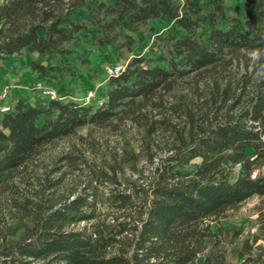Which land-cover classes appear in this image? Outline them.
<instances>
[{
	"label": "trees",
	"instance_id": "obj_1",
	"mask_svg": "<svg viewBox=\"0 0 264 264\" xmlns=\"http://www.w3.org/2000/svg\"><path fill=\"white\" fill-rule=\"evenodd\" d=\"M225 1L1 0L0 65L29 51L44 60L32 61L31 73L61 81L76 75L68 44L80 41L108 62H127L107 75L99 100L86 103L66 84H52L63 99L18 100L0 115V264H228V245L241 264H264V211L244 236L211 227L228 210L264 197V88L244 100L243 90L220 116L192 117L186 135L146 175L123 182L111 166V176L101 169L61 192V167L37 169L46 147L87 125L136 119L178 79L242 52L264 61V0H245L238 16ZM150 20L170 26L155 41L141 33ZM139 46L144 52L134 54ZM53 61L58 75L46 65ZM103 177L116 183L106 193L94 183Z\"/></svg>",
	"mask_w": 264,
	"mask_h": 264
},
{
	"label": "rangeland",
	"instance_id": "obj_2",
	"mask_svg": "<svg viewBox=\"0 0 264 264\" xmlns=\"http://www.w3.org/2000/svg\"><path fill=\"white\" fill-rule=\"evenodd\" d=\"M225 7L232 16H238L245 9L246 2L226 0ZM169 27L159 20H150L142 26L141 33L149 41H155ZM68 46L76 50L71 56L76 75H65L61 81L50 78L49 83L57 87L64 83L75 96H84L89 90L84 80L87 78L95 86L92 88L97 92L95 100H99V92H104L103 88L107 85V67L113 63L125 65L127 60L108 62L99 56L100 51L88 41ZM142 50V46H139L134 54L143 53ZM16 56L12 61H4L0 65V79L8 84L13 83L15 78L18 83H25L27 78L23 77L24 74L28 77L35 75L30 72L31 62H44L29 51L19 55V58ZM232 58L202 73L176 80L171 89H162L149 100L136 119L114 120L103 126L87 125L75 135L46 147L37 159L38 172L61 167L64 172L61 192H66L69 188L79 189L94 179L101 169L107 170L111 176V166L116 168L117 178L123 182L126 178L148 174L157 162L171 153V149L178 143L177 138L182 134L186 135L192 124V117L200 122L202 116H220L227 112L243 90L246 91L242 98L244 100L254 90L264 88V61L259 54L242 52ZM46 65L50 72L59 74L60 69L54 61ZM26 90L33 91L29 88ZM34 95L37 97L36 93ZM21 97L27 100L25 96ZM11 98L14 104L18 101L13 93ZM34 102L46 104L41 97ZM64 156H67L66 159H63ZM51 176H60V171L51 173ZM94 183L103 193L116 184L108 177H103L102 180L99 178ZM104 210L102 209L103 212ZM263 211L264 197L253 196L238 207L228 210L217 221L211 222V227L215 232L219 226L238 229L244 236L255 230ZM227 250L228 264H241L233 246L228 245ZM202 259L201 256L198 260Z\"/></svg>",
	"mask_w": 264,
	"mask_h": 264
},
{
	"label": "built area",
	"instance_id": "obj_3",
	"mask_svg": "<svg viewBox=\"0 0 264 264\" xmlns=\"http://www.w3.org/2000/svg\"><path fill=\"white\" fill-rule=\"evenodd\" d=\"M124 69L121 63H115L107 67V75L119 73ZM31 89L45 101L61 100L62 96L58 93L57 87L48 83L43 76L38 75L32 82ZM96 90L89 89L82 99L89 103L96 98ZM12 86L4 80H0V115L7 113L13 109L14 103L11 98Z\"/></svg>",
	"mask_w": 264,
	"mask_h": 264
},
{
	"label": "crops",
	"instance_id": "obj_4",
	"mask_svg": "<svg viewBox=\"0 0 264 264\" xmlns=\"http://www.w3.org/2000/svg\"><path fill=\"white\" fill-rule=\"evenodd\" d=\"M16 58H19V56H16ZM15 59V58H14ZM13 60V58L11 59V61ZM8 62V61H7ZM38 75H40V76H42L41 74H39V73H35V75H30L29 77H28V75L27 74H24V78L26 79V82L25 83H18L17 81H15V80H17L16 78L14 79V82L13 83H11V86H12V93L14 94V98L15 99H17V100H25V98H22L21 96H25L26 98H27V102L29 103V104H37L36 102H34L35 100H37L38 99V95H37V97H35V95H34V93L35 92H30V91H28V90H26V89H28L29 88V90H32L31 89V85H32V82H33V80L38 76ZM22 77V78H23ZM1 80V79H0ZM5 81V80H4ZM27 84H28V86H27ZM25 89V90H24ZM104 89V92H99V96H101V97H104L105 95H106V93H107V90H108V88H107V86L106 87H104L103 88ZM72 94H74V93H72ZM75 95V94H74ZM83 96V95H82ZM18 97V98H17Z\"/></svg>",
	"mask_w": 264,
	"mask_h": 264
}]
</instances>
